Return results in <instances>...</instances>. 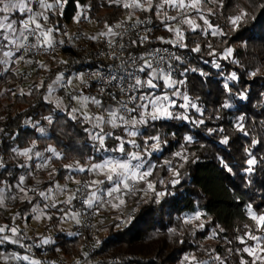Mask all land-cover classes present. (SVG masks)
<instances>
[{
	"label": "snow or ice",
	"instance_id": "snow-or-ice-1",
	"mask_svg": "<svg viewBox=\"0 0 264 264\" xmlns=\"http://www.w3.org/2000/svg\"><path fill=\"white\" fill-rule=\"evenodd\" d=\"M69 0H0V75L4 73L19 74V66L21 63L28 65H37L40 69L48 71L47 65L34 61L29 58L33 53H52L58 47L65 44L63 39H57V36L67 35L62 33L57 25H50L49 14H64L65 6ZM76 8L79 10L85 6L75 0ZM110 4H116L127 10V19L124 22H118L115 25L105 24V31L99 32L97 35L89 37L93 41L104 38L109 52H102L101 55L112 60L113 63L106 66L99 65L96 70L91 72V77L95 78L100 85L96 95H86L81 88L77 89L74 81H79L80 85L88 86L84 73H75L66 77L63 72L55 75L51 83H45L42 79L39 84L30 86L27 91L21 89V95L39 94L43 102L50 105L49 114L42 115L40 120H33L31 117L25 121V124H31L32 127L41 135L47 136V128L41 124L46 121L48 126H53L55 121L54 114L63 113L68 121L79 127L86 134L87 139L91 142V155L83 160H74L72 163L63 165L67 175L65 179L76 184L75 189H70L66 184L61 185L56 182L55 186H49L46 189H38L36 187H27L26 178L33 175V168L37 170L52 167L54 160H63V150L49 144L43 151L36 150L37 142L32 141L30 146L21 148L17 146H9L5 152L10 151L13 160L17 163L15 168L25 169L24 174H13V170L8 168L4 157L0 155V207L5 206V193H10L12 200L20 199L27 201L31 207V213H36L34 219L41 217L49 220L53 219L52 215H48L45 210L55 209L61 222L68 220L81 224V216L100 215L106 209L121 211L133 197L138 199L155 198L159 202L160 198L165 196L164 191H160L159 187L171 184L173 187L180 184L181 173L180 168L185 163H195V154H189L184 145H181L183 152H176L175 158L183 161L179 165H173L171 160H165L163 165L153 163L149 157L152 153L161 150V144H167L166 139H162L159 134L149 135L141 132V127L149 126L152 121H168L180 120L189 122L196 127L205 124V110L190 97L181 91L180 86L185 85L187 74L198 73L200 76H206L207 73L196 67H181L179 76L183 79L175 78L177 67L171 63L176 60L180 65H184V59L176 54H171L167 60L161 52H167L168 49H154L145 51L140 55H135L128 51L129 48L143 47L148 44V33L152 28L144 27V34L137 33V38L131 39L127 43L124 42L125 35L129 31L137 29L138 26L153 24L151 16L140 18L137 13H152L155 15L159 24L164 30L174 35V39L163 40L162 42L172 45L179 49H187L188 44L185 43V31L182 26L192 32L197 30L203 31L205 34L211 32L212 36H225L226 33L220 29L219 25L210 22L209 17L216 16L227 7L226 0H109ZM249 8L257 7L264 10V0H246ZM235 15L226 17L228 24L233 31L250 18L248 8L237 5L235 6ZM170 12H175L171 15ZM18 14V15H17ZM136 17L135 22L125 27L128 21ZM89 19L86 12L80 11L73 17L77 23L81 19ZM197 19L203 21V27L198 24ZM122 29V31H117ZM211 48V44L208 45ZM191 52L199 53L200 45L196 44L192 47ZM233 49L228 47L225 49L223 58L227 59L231 56ZM209 55H217L215 50ZM119 63H116V62ZM59 63L67 64V61ZM167 65L165 67L164 65ZM215 67L220 65L213 61ZM35 71V68L33 69ZM260 72V68L249 73L250 77H256ZM27 78V77H25ZM228 80L237 81V73L232 72L226 77L223 84L224 92L231 98L233 95L243 101L247 98L245 92L233 93V89ZM163 82L162 86L159 83ZM169 89L161 94H157L159 88ZM45 89V91H41ZM113 89L118 90L113 91ZM63 90L64 95L57 93ZM15 95V93H13ZM104 97L109 102L106 103ZM172 97L182 99L184 102L177 105L176 100ZM199 100V97H196ZM179 107L184 109L183 112H173L171 109ZM232 105L226 99L220 108L229 109ZM194 110L199 114V119L189 115V110ZM0 119H3L0 117ZM219 120V115L215 116ZM245 118L240 116L235 127L242 131L245 136L249 132L240 121ZM122 130V134H117L116 130ZM209 134L216 131L224 132V128H208ZM0 133L8 135L9 139L16 141L15 135H9L5 128H0ZM143 139V144L137 142V138ZM114 141L109 144L108 141ZM151 141H155L151 143ZM185 144H191L193 137L187 135L184 137ZM220 143L229 144V137L223 136ZM260 141L253 139L252 147L254 148ZM248 159L245 161L247 167L245 171L248 174L253 173L257 165V158L250 149H245ZM49 153L50 155H45ZM190 155L193 157L190 161ZM23 158V162H20ZM261 159H264L262 157ZM34 162V163H30ZM158 167L166 168L171 173V179L159 178L156 172ZM231 171V169H228ZM56 168L48 173L49 177L56 175ZM5 174L11 177V180L5 179ZM40 198L39 201L33 202V196ZM142 194V195H141ZM151 194V195H149ZM64 196L65 199H59ZM40 201H43L41 206ZM78 201L80 207L76 208L73 204ZM59 205L69 206L67 209L59 207ZM74 209V210H73ZM19 215V214H17ZM202 213L197 211L194 216L184 219L185 224L192 223L193 220H200ZM247 216L253 222L255 227L245 224L248 229L243 236H237V241L243 245L242 248H229L228 252L240 257L239 264H264V209H254L252 204L247 205ZM15 219V217H13ZM131 217L123 221L130 223ZM88 226V225H86ZM119 226V225H118ZM203 229L204 223L198 225ZM223 231V229H221ZM170 233L175 234L176 229H169ZM6 233H11L7 235ZM72 236H78L80 233H69ZM217 233L214 231L212 237ZM25 239L21 235L18 227H10L5 224L0 226V245L5 243L16 244L25 251H30L32 247L40 248L42 246L55 243L51 238H40L39 243L31 245L23 243ZM251 241L252 243H249ZM232 243L231 240L226 241ZM101 242L96 241V245ZM215 250H208L209 258L215 264H226V258L219 254L213 255ZM83 259L86 264L88 253L83 252ZM247 257V258H246ZM0 260L4 264H9L10 260L25 261L26 264H43L42 261L33 258L30 255H15L0 252ZM209 264L208 261H199L194 255H185L181 264ZM81 264V261H77Z\"/></svg>",
	"mask_w": 264,
	"mask_h": 264
},
{
	"label": "trees",
	"instance_id": "trees-1",
	"mask_svg": "<svg viewBox=\"0 0 264 264\" xmlns=\"http://www.w3.org/2000/svg\"><path fill=\"white\" fill-rule=\"evenodd\" d=\"M87 1L79 0V3L84 6ZM226 4L227 7L220 13L209 17L210 22L219 25L226 35L212 36L211 32L205 34L199 29L197 32L183 29L185 43L189 45L187 49L172 47L158 39L162 37L163 40H171L173 36L164 30L152 13H137L140 18L151 16L153 24L138 26L124 37V42L127 43L137 38V33L143 35L144 27L152 28V31L148 33L150 41L148 44L143 47L129 48L128 51L140 55L144 51L167 46L187 59L184 65H180L178 61L172 62L177 67L175 78H184L179 76L181 67H196L207 73L206 76H200L198 73L189 72L185 85L180 86L182 92L194 100L202 110H205L204 125L196 127L189 122L168 120L152 121L149 126L141 127L142 133L159 134L162 139L168 141L166 145L163 144L159 154H152L150 159L153 163L163 165L165 160H171L174 165L184 163L174 156L176 152H183L181 145H184L189 154H195V163H185L184 167L179 169L180 184L175 187L171 184L159 187L160 191L165 192V196L160 198L159 202H156L155 198L149 199L148 197L142 200L133 197L128 200L120 214L131 207L133 210L131 222L125 226H120L119 220L110 222L106 226L107 236L99 245L95 243L94 233L87 234L76 227V231L80 233L78 236H70L60 231L55 233L53 244L40 248L33 247L32 251H25L19 245L5 243L0 245V252L30 255L42 261L43 264H56L54 260L57 257L69 260L66 264H77L78 260L81 264H85L83 252L80 249L85 243H89L94 251L88 253L86 264H181L185 255H195L199 257V260H208L209 257L207 258L206 254L204 255L200 250L192 234L180 228L179 220L184 214L201 212L221 236L227 235L231 238L235 230L248 221V204H252L254 209H264V159H261L264 157V78L259 75L254 78L249 76V73L255 70L259 62L264 59V10L258 7L249 8L246 0H226ZM237 5L248 8L250 18L238 30L233 31L226 17L236 14L235 6ZM107 9L109 11L104 15H90L97 26L115 25L118 22H124L122 19L125 16L127 18V10L122 7L110 5ZM77 12L75 0H69L62 16L49 14L50 23L52 26H59L63 33L64 26L72 21ZM134 22L135 20L128 21L125 27ZM63 36H57V39ZM101 43L100 41H83L80 44L83 46L62 48L56 53L63 55L67 64L60 63L50 67L48 71L38 73V77L47 84L51 83L59 72L69 76L72 73L95 71L99 65L106 68L113 61L103 62L97 57V50ZM196 44L200 45L199 53H193L190 50ZM209 44L211 48L208 47ZM228 47H231L233 52L229 58L225 59L223 55ZM213 50L217 55H209ZM213 61L220 67H215ZM232 72L237 73L238 80L227 82L234 94L241 91L246 93L247 98L243 101H240L236 95L230 98L224 92L223 84ZM17 80V74L0 75V105H5L2 111L4 116L0 112V117L3 118L0 119V128H5L9 135L17 137L16 141H13L8 135L0 133V155L7 161L8 168L13 170L14 175L24 174V169L15 168L16 163L10 161L11 152H5V149L17 145L21 148L27 147L35 140L37 149L43 151L51 144L57 150H63L64 159L53 161L57 168L54 181L62 182L67 175L63 165L77 159L83 160L93 154L91 142L79 127L73 125L60 112L54 114L56 121L54 125H47V136L39 135L33 127L26 125L25 121L30 117L33 120H40L42 115H48L51 106L45 104L37 93L32 95L15 93L10 86ZM159 83L162 86L163 82ZM35 85L37 83L30 86ZM87 85L85 86L86 94L96 95L97 80H87ZM164 90L171 91L161 87L157 90V94H161ZM113 91L116 90L113 89ZM117 94L119 95L118 92ZM196 97H199V100H196ZM104 99L106 103L109 102L107 97ZM226 99L232 107L220 109L217 112L220 104ZM174 109L177 112L184 111L179 107ZM189 115L200 118L199 114L191 109ZM217 115L221 119H215ZM240 116L245 118L240 122L249 132L248 136H245L234 125ZM41 124H45V121H41ZM221 127L225 129L224 132L216 131L209 134L207 131L208 128L219 129ZM116 132L122 134L120 129ZM187 135L193 137L191 144L184 142V137ZM223 136L229 137L228 145L220 143ZM253 139L260 141L254 148L252 147ZM137 142L143 144V139L138 137ZM108 143L112 144L114 141L109 140ZM245 149H250L258 161L251 174L244 171L247 167L245 161L249 158ZM189 158L191 161L193 157L190 155ZM156 172L159 178L166 180L172 178L171 173H168L164 167H158ZM5 179L11 180V177L5 174ZM73 204L79 205L78 201H74ZM30 207L27 201H16L11 204L10 210L18 211ZM169 229H176V233H170ZM35 241L37 238H31L27 243L32 244ZM207 249L212 250L210 247ZM213 249L214 254L225 257L222 249L219 247ZM94 256L97 259H94ZM47 258L50 261L47 262ZM230 261L229 264H232L236 260ZM0 264L4 262L0 261Z\"/></svg>",
	"mask_w": 264,
	"mask_h": 264
},
{
	"label": "rangeland",
	"instance_id": "rangeland-1",
	"mask_svg": "<svg viewBox=\"0 0 264 264\" xmlns=\"http://www.w3.org/2000/svg\"><path fill=\"white\" fill-rule=\"evenodd\" d=\"M110 5H116V4H110L109 0H88L86 5H84L85 7L79 9L78 11H80L82 13L86 12L89 19L86 20V19L82 18L79 23L75 22L72 19V21L69 24L64 26L63 33H65V32L75 33V35L77 37V39H75L76 46L80 45L81 42H83V41H89V42L93 41V40L89 39V37L97 35L99 32L105 31L106 29H105V25L97 26V23L94 21V19L90 15L91 14H93L95 16L104 15L105 13H107L109 11V9H107V7ZM170 14L175 15L176 13L170 12ZM50 15L57 16L59 14H51L50 13ZM126 19L127 18L125 16L122 19V21H125ZM135 19H136V17H133V19L131 21H134ZM196 22L198 24H200L202 26V28L206 27L205 25H203V21L197 19ZM49 26H52V24L50 23ZM183 29L188 30L186 25L182 26V30ZM230 29H231V26H230ZM117 31H118V29H117ZM172 36H173L172 38L174 39L173 34H172ZM61 39H64V36ZM98 41H100L102 43H106L104 38H100ZM80 46H83V45H80ZM170 51H172V53L178 55L172 49H170ZM179 56H182V55H179ZM183 59H184V61L187 60L185 58H183ZM33 60L39 61L40 63L47 65V67L49 69L50 67H54V66L60 64L59 63L60 61H65L66 58L59 53H56V54L53 53V54L43 55V56L36 58V59H33ZM175 61L176 60L171 61V63L175 62ZM258 65H259L258 67L260 68V72L258 75L260 77L264 78V59H262ZM164 66L167 67V65H164ZM17 67L19 69V74H17L18 80L15 83H13L10 86V88L13 89V91L15 93H18V94H20L21 89H23L24 91H27L30 85H32L34 83L39 84L41 81V78H39L37 74L38 73L40 74L42 71L46 72L43 69H40L35 64L28 65V64L21 63ZM34 68H35V71L33 70ZM88 72H89L88 74H90L93 71H88ZM85 73H84V75H85L86 80L95 79V78H92V77L86 75ZM73 74H75V73H72L69 76H71ZM25 77H27V78H25ZM66 77H68V76H66ZM74 83L77 85L78 90H80L82 88L84 93L86 94L85 86L80 85L79 81H74ZM165 91L166 90H164L163 92H165ZM57 94L62 96V95H64V92H63V90H60ZM172 99L176 100L177 105L184 102L182 99H179L177 97H172ZM4 108H5L4 104L0 105V112L3 116H4V113H2V111ZM171 110L173 112H177V110H175L174 108ZM236 123L237 122H235L234 125H236ZM26 125H29L32 127L31 124H26ZM43 125L47 128L46 121H45V124H43ZM121 133H122V130H121ZM154 142L155 141H151V143H154ZM162 146H163V144H161V150L160 151L154 152L152 154H159L162 151ZM36 150H38V149H36ZM39 151H41V150H39ZM45 155H50V154L45 153ZM11 156H12V153H11ZM149 159H150V157H149ZM10 161L17 163L16 160H13L11 158H10ZM20 162H23V158H21ZM30 163H34V162H30ZM173 165H174V163H173ZM52 167L56 168V165L53 162H52ZM52 167L47 168V169H42V170H37V169L33 168V175L28 176L26 178V186L29 188L36 187L38 189H46L49 186L54 187L55 183L58 182V181H54V178L56 175L54 177H49V175H48V173L52 170ZM56 170H57V168H56ZM25 171H27V170L24 169V172ZM58 183H60L61 185L66 184L68 186V188H70V189H75L77 187L76 184H74L71 181H68L66 179H64L62 182H58ZM0 186H3V185H0ZM9 195H10V193H8V192L5 193V206L0 207V226L7 224L10 227H18L21 235L25 237V239L23 240V243H27V241L31 238H37V241H35V243H39L40 238H51L54 241L55 233L62 231L64 233H66L67 235H69V233L77 232L75 229L76 227L78 230L85 231L87 234L94 233L95 243L97 240H99L101 242L107 236L106 226L110 222H112L113 220H119L120 226H125L127 223H123V221H125L129 217H131V213L133 212L131 207H129L126 211L122 212L121 214H120V211H116V210H112V209H106V210L102 211V213L100 215H94V216L90 215L87 217L81 216V219L84 217V222H81V224H76L75 221H72V220L61 222L59 219V216L62 215V213H57L55 209H48L45 211L47 212L48 215H52L53 219L49 220L47 218L41 217V219L37 220V219L33 218L36 215V213H31L32 205L28 209L11 211L10 210L11 204L16 202V201H22V200H20V199L12 200V199L8 198ZM29 195L33 196V202L34 203L40 200V198L38 196H34L32 193H29ZM145 198H147V197H145ZM59 199L63 200V199H65V197L60 196ZM40 204L42 206L43 201H40ZM78 204H79V202H78ZM59 207H64L67 209L69 206L59 205ZM75 207L79 208L80 205H77ZM195 213L196 212L191 213V214H184L181 217V219L179 220L180 221V223H179L180 228H182L185 231H189V233L192 234L193 238L196 240V243L198 244V247L200 248V250L203 252L204 255L206 254L205 256L207 258L209 257V253H208L209 249H207V247H210L212 250H214L213 249L214 247L215 248L219 247L224 252V256L226 257V264L231 263L230 260H232V259L236 260L232 264H239L240 257L233 254V253H229L228 249L229 248L236 249V248H242L243 247V245H241L237 241L236 237L237 236H243V234L246 231H248V229L245 228V224H248L254 228L255 225L253 224V222L248 218V221L245 224L240 225V227L237 230H235L234 234L231 235V238H228L227 235L221 236L220 232L218 230H216L213 225L210 224V220L208 218L203 217L202 215H201L200 220H193L192 223L185 224L184 219L187 217L194 216ZM17 214H19V215H17ZM13 217H15V219H13ZM201 222L204 223L203 229L198 227V225ZM86 225H88V226H86ZM214 231L217 233V235L215 237H212V233ZM228 240H231L232 243H230V244L227 243L226 241H228ZM249 243H252V242L249 241ZM27 244L31 245V243H27ZM32 248L30 251L33 250ZM80 250L82 252L92 253L94 251V248L89 243H85L81 247ZM15 255H18V254H15ZM213 255H215V254L213 253ZM195 257L197 259L199 258L197 256H195ZM93 258L97 259L95 256ZM207 258H205V259H207ZM35 259H37V258H35ZM46 261L48 262V261H50V259L47 258ZM199 261H201V262L208 261L209 264H215V262L211 261L210 258L208 260H199ZM67 262H69V260H67V259L65 260L62 257H57L54 260V263H56V264H66ZM10 264H26V262L25 261H19V260H11ZM185 264H187V262H185Z\"/></svg>",
	"mask_w": 264,
	"mask_h": 264
},
{
	"label": "built area",
	"instance_id": "built-area-1",
	"mask_svg": "<svg viewBox=\"0 0 264 264\" xmlns=\"http://www.w3.org/2000/svg\"><path fill=\"white\" fill-rule=\"evenodd\" d=\"M67 33V35H64L65 36V38L63 39L64 41H65V44L62 46V47H58L57 49H56V51L55 52H58V51H60L62 48H69V47H74V46H76V44H75V39H77V37H76V35H75V33H72V32H66ZM157 49V48H156ZM159 49H168V51L167 52H161L159 55H163L164 57H165V59L167 60V58L171 55V54H174V53H172V51H170V48L169 47H167V46H163V47H160ZM152 50H154V49H150V50H147V51H152ZM110 51V49L108 48V46H107V44L106 43H101V46L99 47V49L97 50V57L101 60V61H103V62H111L112 60H110V59H108L106 56H104V55H101V53L102 52H109ZM55 52H52V53H50V54H53V53H55ZM145 52V51H144ZM143 52V53H144ZM47 54H49V53H45V52H40V53H33V54H30V57L31 58H39V57H41V56H43V55H47ZM172 61H174V60H172ZM119 63V62H118ZM166 65V64H165ZM89 72L87 71L85 74L86 75H88V76H90L91 77V73L90 74H88ZM96 80V79H95ZM100 85L98 84V87H99ZM117 92H118V90H117ZM81 222H84V217L81 219Z\"/></svg>",
	"mask_w": 264,
	"mask_h": 264
},
{
	"label": "crops",
	"instance_id": "crops-1",
	"mask_svg": "<svg viewBox=\"0 0 264 264\" xmlns=\"http://www.w3.org/2000/svg\"><path fill=\"white\" fill-rule=\"evenodd\" d=\"M18 15V14H17ZM31 58V57H29ZM31 59H35V58H31ZM7 235H11V233H6ZM3 253H8V254H18V255H25V254H19V253H14V252H3ZM2 261V260H0ZM11 262V260L9 261V263Z\"/></svg>",
	"mask_w": 264,
	"mask_h": 264
}]
</instances>
